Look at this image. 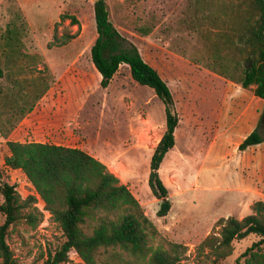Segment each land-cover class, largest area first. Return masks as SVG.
Returning a JSON list of instances; mask_svg holds the SVG:
<instances>
[{
  "label": "rangeland",
  "instance_id": "obj_1",
  "mask_svg": "<svg viewBox=\"0 0 264 264\" xmlns=\"http://www.w3.org/2000/svg\"><path fill=\"white\" fill-rule=\"evenodd\" d=\"M245 1L106 0L113 25L157 70L175 101V144L159 168L171 206L158 216L161 199L151 193L148 175L165 130L164 105L151 87L132 79L126 64L107 87L100 85L90 57L94 0H0V167L3 180L40 213L33 223L10 227L7 242L21 264H42L64 237L23 171L4 166L6 143L14 139L78 148L102 162L157 229L148 237L151 248L167 241L186 245L182 264L244 263L240 256L256 235L234 240L231 254L220 260L199 244L218 231L220 218L242 219L255 213L258 201L264 205V140L239 151V127L230 125L241 101L251 102L258 118L263 115L264 136V100L253 95V85L236 83L245 56L238 43ZM221 106L224 119L217 115ZM222 124L230 125L224 137L217 131ZM98 215L94 210L81 226L90 231ZM149 257L134 258L116 246L101 249L97 264H151ZM63 264L85 263L71 251Z\"/></svg>",
  "mask_w": 264,
  "mask_h": 264
},
{
  "label": "trees",
  "instance_id": "obj_2",
  "mask_svg": "<svg viewBox=\"0 0 264 264\" xmlns=\"http://www.w3.org/2000/svg\"><path fill=\"white\" fill-rule=\"evenodd\" d=\"M245 2L248 15L244 30L238 36V43L245 47V56L242 75L236 83L245 89L253 85L254 95L264 100V0ZM93 12L97 36L90 48V57L100 74V85L107 87L119 66L126 64L132 79L151 87L164 105L165 130L150 158L148 186L151 193L161 199L157 215L165 216L171 203L159 168L165 154L175 144L178 115L173 95L157 70L142 58L136 45L113 25L106 0H94ZM262 119L263 115L256 128L238 144L239 151L264 140L259 132ZM6 144L9 154L4 157V166L23 171L64 237L42 264H63L68 261L71 251L85 264H97L101 249L116 246L126 249L134 258L149 253L151 264H182L186 258L187 246L182 243L167 241L166 246H149L148 237L156 234L157 229L128 187L92 155L78 148L55 144L18 141H7ZM3 177L4 170L0 167V195L3 198L0 213L4 217L0 223V264H21L7 242L10 227L20 222L33 223L40 213ZM254 208L255 213L242 219L220 218L218 231L209 233L199 248L208 250L214 256L213 260H220L231 254L234 240L253 234L259 239L240 257L244 258L243 264L264 263V205L258 201ZM94 210L99 212L97 222L86 231L81 224ZM123 264H135V261L128 260ZM236 264H242L240 258Z\"/></svg>",
  "mask_w": 264,
  "mask_h": 264
},
{
  "label": "crops",
  "instance_id": "obj_3",
  "mask_svg": "<svg viewBox=\"0 0 264 264\" xmlns=\"http://www.w3.org/2000/svg\"><path fill=\"white\" fill-rule=\"evenodd\" d=\"M2 77V76H0ZM225 90V89H223ZM254 95V93H253ZM255 96V95H254ZM257 97V96H255ZM258 100H263L259 97H257ZM41 99V100H40ZM37 103L35 104L36 106H38L39 104H41V102H43L44 99L40 98ZM225 106H221L219 112L217 113L218 117H221V119H224L225 117ZM258 105L257 104H253L251 102H242L239 104V110L237 111V113L235 114V118L233 119L232 124H230L233 127H239V131H240V136L239 139L243 140L252 130H254L259 122V118H258ZM232 119V117H231ZM25 120V119H24ZM223 121V120H222ZM229 121V119H227V122ZM223 123V122H222ZM229 125V126H230ZM222 127H220V129H217V131L221 130V132L219 131V136L224 137L225 133L224 130H226L229 126H227L226 124H222ZM10 140V139H8ZM13 141H18V140H13ZM18 142H22V141H18ZM241 141H237L236 144L238 145ZM258 145V144H256Z\"/></svg>",
  "mask_w": 264,
  "mask_h": 264
}]
</instances>
